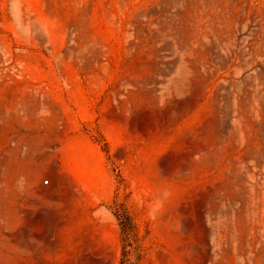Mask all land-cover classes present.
I'll use <instances>...</instances> for the list:
<instances>
[{
	"label": "rangeland",
	"instance_id": "rangeland-1",
	"mask_svg": "<svg viewBox=\"0 0 264 264\" xmlns=\"http://www.w3.org/2000/svg\"><path fill=\"white\" fill-rule=\"evenodd\" d=\"M0 264H264V0H0Z\"/></svg>",
	"mask_w": 264,
	"mask_h": 264
}]
</instances>
